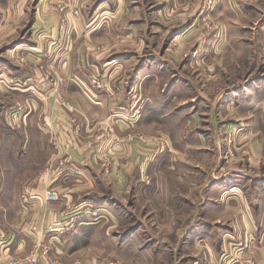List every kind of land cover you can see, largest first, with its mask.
I'll use <instances>...</instances> for the list:
<instances>
[{
	"label": "rangeland",
	"instance_id": "rangeland-1",
	"mask_svg": "<svg viewBox=\"0 0 264 264\" xmlns=\"http://www.w3.org/2000/svg\"><path fill=\"white\" fill-rule=\"evenodd\" d=\"M14 2L17 4L19 0ZM222 2L27 0L31 9L21 25H7L10 24L7 18L14 15L7 17L0 11V23L6 24L0 25V70L14 72L18 68L31 72L25 77L17 71L11 72L13 76L0 71V87L7 91L26 90L39 84L42 88L49 85L59 89L64 75L54 60H28L26 45L40 37H49L57 38L50 43L57 46L58 39L72 37L75 32L82 42L89 40L90 44L83 47L91 53L102 51L106 60L115 57L126 60L121 70L128 74L129 114L122 116L130 118L129 124L138 118L154 122L160 130L148 137L132 124L130 140L152 146L153 153L161 155L158 171L166 170L171 174H166L170 181L177 176V183L180 182L179 187L174 186L178 195L172 197L166 186L156 185L155 175L146 172L140 182L139 173H135L128 183L129 189L118 188L98 195L106 206H101L105 210H91V217L97 220L90 235L81 236L83 231L75 234L71 232L74 226L66 230L64 224L60 227L64 229L61 245L51 235L48 239L32 241L24 254L9 261H24L35 254L39 256V264H51V261L57 264H236V257L242 254L246 264L251 257L250 248L256 246L254 239L217 238L213 233L216 227L207 219V213L211 208L208 216L212 218L222 202L220 189L213 188H218V184L223 188L239 186V193L231 191L226 195H241L250 201L252 209L264 210V0H231L225 9ZM43 8L46 13H42ZM43 16H49L46 35L42 33L44 25H39L44 21ZM72 21L80 22L82 28L75 31ZM219 25H236V30L231 31L236 43L228 45L227 51L215 41L221 32ZM7 91L0 89V227L4 229L11 228L9 214H17L21 204L28 205L40 196L45 199L47 190L59 195L57 190L46 188L36 196L31 189L34 182H23L13 173L16 157L9 156L10 150L17 151L19 147L25 151L21 141L26 133L30 134L26 125L29 110L25 104L9 102L5 98ZM59 91L54 95L58 105L66 111L74 110ZM156 102L158 109L152 108ZM39 114L38 123L43 120ZM113 114L106 118L107 123L121 116ZM110 124H104L95 137L98 147L110 139L95 162L108 177L112 174L111 166L117 165L115 145L119 144L112 141L114 133ZM30 129L42 136L35 126ZM48 134L50 140L43 136L42 147L55 152L56 134L51 131ZM9 135L19 146L9 143ZM140 136L145 140H140ZM163 141L165 149H162ZM86 144L89 148L95 145L93 139ZM27 147L36 151L33 160L38 162L41 157L37 150L41 146L30 141ZM170 148L192 150L194 157L182 156L188 169L186 175H175V169H170L173 166L167 155ZM46 160L32 168L36 183L53 166V158ZM56 161L63 165L67 160L60 157ZM154 173L160 175L157 170ZM161 189L164 192L158 198L155 194ZM48 228L53 230L51 225ZM209 230L215 237L207 234ZM42 245L47 246L46 252L35 251ZM219 246L220 255H217ZM254 263L258 264L255 260Z\"/></svg>",
	"mask_w": 264,
	"mask_h": 264
},
{
	"label": "crops",
	"instance_id": "crops-1",
	"mask_svg": "<svg viewBox=\"0 0 264 264\" xmlns=\"http://www.w3.org/2000/svg\"><path fill=\"white\" fill-rule=\"evenodd\" d=\"M12 1L0 0V11L6 13L7 17L11 13L14 15V17L7 18V22L10 23L7 25H21L31 8L27 6V0H19L17 4L12 3ZM230 1L224 0L221 7L225 9V4L229 7ZM42 13H46L44 8ZM43 18L44 21L38 22L39 25H44L42 33L46 35L45 25H49V16H43ZM0 25L6 24L0 23ZM71 25H76L73 27L75 31L82 28L78 21H72ZM219 26L221 27V25ZM233 26L222 25L219 39L215 40L223 50L226 49L227 51L228 45L233 42L236 43V36L231 34L232 30H236V25ZM54 39L57 38L40 37L35 42L32 41V43L27 44L26 51L29 53L26 52L28 54L26 57L31 61L53 59L56 68L64 75L63 83L59 87L60 91L58 88H52L49 85L42 88L39 84L32 85L30 89L26 90L10 89L7 91L5 87H0V89L3 92L7 91L8 96L5 98L9 102L25 104L29 110L26 125H28L30 134L26 133L25 138L21 141L23 142L21 148L25 151L19 147L17 151L10 150L9 156L16 157L14 168H12L13 173L20 176L23 182L30 181L32 183L31 181H33L34 185L30 186L36 196L38 193H43L46 188H53L59 192L60 198L48 202L40 196L30 201L28 205L21 204L17 214H9L12 221L11 228L0 227V264H5L11 258L14 259L16 256L24 254L32 241L48 239L51 235L61 241L64 229H60V227H63L64 224H66V230L69 226H74L71 232L75 234L83 231L81 236L90 235L89 231L91 228L95 229L97 220L91 217V210H105L101 206H106L103 204L105 202H101L102 198L98 195L104 194L108 190L113 192L118 188L129 189L128 183L135 178L133 177L135 173L136 175L139 173L140 182L144 180L146 172L149 175H155L154 182L157 183L156 185L163 184V187L166 186L172 197L178 195L177 188L174 187L180 184V182L177 183L179 181L177 176H173L170 181L166 176V174L171 176L170 173H166L164 170L161 174L157 169L161 155L153 153L152 146L143 145L138 140H130L128 135L132 124L135 130L141 131L148 137L159 133L160 130L156 129L154 122H146L144 119L138 118V121L129 124L130 118L125 119L122 116V114H129L128 93L130 86L128 74L121 70L126 60L116 57L106 60L102 51L91 53L86 47H83V45L88 46L90 44L89 40L84 39L82 42V39L76 38L75 32L72 37H66L64 40L58 39L57 46L50 45ZM233 58L236 59V55ZM114 63L117 64L112 65ZM21 70L17 68L14 72L10 69L0 71L10 75L11 72L17 71L25 77L31 74V72L26 71L27 69ZM56 90L63 94L64 99L66 98L72 103L74 110L66 111L58 105L59 103L54 98ZM152 108H159L157 102ZM38 112L43 118L39 123L36 120ZM113 113H119L118 116H121L110 122L111 124L107 123L109 120L106 121V118ZM104 124L113 126L112 141L119 142L115 145L117 165L111 166L112 174L109 177L103 174L99 167L95 166L97 157L100 156L102 149L106 148L107 142L110 140L105 139V144L102 143L99 147L95 144L98 143V139L95 140V137ZM176 124L174 123V125ZM32 126H35L36 131L37 129L40 130L41 137L32 133L33 129H30ZM50 131L56 134L54 138L57 141L55 152L43 149L45 146L42 147L45 137L48 141L50 140L48 134ZM90 139H93L95 144L91 148L86 144V141ZM8 141L14 146H19V144H15L17 142L11 135L8 136ZM30 141L41 146V150H37L41 157L38 162L33 160V154L36 151L34 149L33 151L28 150L27 143ZM185 147L188 148L189 146L185 145ZM186 148L184 152L177 148H170V153L167 152L172 160L170 164H173L170 169H175L173 173L175 175H186L188 172L182 156L190 158L193 153L191 149L188 152ZM178 153L180 155H177ZM50 157L53 158L51 170L48 171L46 177L39 179V182L36 183L37 180L33 178L35 173L33 167L41 165L44 160H48ZM60 157L67 160L65 164L60 165L56 161ZM155 170L160 175L157 176L154 173ZM223 187L219 184L218 188L213 187L215 191L220 189L219 197L222 202L217 205L216 214H211L212 218L208 216L211 208L208 209L207 213V219L211 220L213 226L216 227V230L213 231L214 235L217 238L222 237L223 241L226 239L225 237L230 236L232 239L253 238L256 246L250 248L248 255L253 257L258 264H264V210L261 208L259 210L252 209L250 201L241 195L236 196L239 193V186ZM155 189L154 187V191ZM162 190L160 191L162 193L157 190L155 196L159 198L160 194L163 195L164 190ZM93 191L98 192L93 193ZM231 191H236V194L227 196L226 194ZM92 194L95 196H91ZM106 213L110 214L107 209ZM109 218L110 215L107 219ZM50 225L53 226L52 231L48 228ZM207 234L214 236L210 230L207 231ZM223 241L219 242V245H222ZM54 242L55 247H58L57 241ZM62 243L63 241L59 245ZM216 244L218 245L217 242ZM220 249L219 246L217 255H220ZM210 252L214 253L212 249ZM215 259L217 261V258ZM244 260V255L240 254L236 257V264H244Z\"/></svg>",
	"mask_w": 264,
	"mask_h": 264
},
{
	"label": "built area",
	"instance_id": "built-area-1",
	"mask_svg": "<svg viewBox=\"0 0 264 264\" xmlns=\"http://www.w3.org/2000/svg\"><path fill=\"white\" fill-rule=\"evenodd\" d=\"M132 138V137H131ZM144 136H140V140H145L143 139ZM153 142V141H152ZM164 147H166V142L164 144V141H163V147L162 149H165ZM45 199L48 200V201H55V200H58L59 199V195L57 192L53 191V190H47L46 191V194H45ZM35 251H44L46 252L47 251V246H41V247H37L35 249ZM38 255H31L30 257H27V259H24V261H16V260H12V261H9L7 264H39L38 262ZM51 261V264H57V262H53ZM246 264H255L254 263V260L249 257L248 260H246L245 262Z\"/></svg>",
	"mask_w": 264,
	"mask_h": 264
}]
</instances>
